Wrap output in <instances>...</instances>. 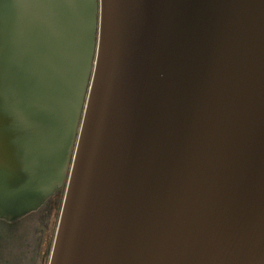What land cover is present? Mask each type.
Returning <instances> with one entry per match:
<instances>
[{"label":"water","instance_id":"95a60500","mask_svg":"<svg viewBox=\"0 0 264 264\" xmlns=\"http://www.w3.org/2000/svg\"><path fill=\"white\" fill-rule=\"evenodd\" d=\"M67 175L49 264H264V0H0V216Z\"/></svg>","mask_w":264,"mask_h":264},{"label":"rangeland","instance_id":"374dc122","mask_svg":"<svg viewBox=\"0 0 264 264\" xmlns=\"http://www.w3.org/2000/svg\"><path fill=\"white\" fill-rule=\"evenodd\" d=\"M67 179L68 175L64 182L58 184L51 192L52 194L50 193L57 200V207L51 210L49 206L48 209L46 202L50 200L49 197L51 196L48 194L49 197L46 196L38 204L37 208H32L29 212H26L14 222H11L12 224L18 223L17 226L12 227L13 230L17 227L16 229L21 234L20 236L14 238L12 235L13 230L8 231L7 229L9 228V221L4 219L0 220V264H18L20 259L21 264H49L65 196ZM46 212H51V215H47ZM46 219H50L48 220L49 226L42 228L41 224L46 225Z\"/></svg>","mask_w":264,"mask_h":264},{"label":"flooded vegetation","instance_id":"af4514ba","mask_svg":"<svg viewBox=\"0 0 264 264\" xmlns=\"http://www.w3.org/2000/svg\"><path fill=\"white\" fill-rule=\"evenodd\" d=\"M53 190H54V189H53ZM51 194H52V193H51ZM51 194H49V196H50ZM49 196H48V197H49ZM52 196H53V197H52ZM45 198H46V197H45ZM45 198H44V199H45ZM49 198H50V200L48 201V202H49V205H48V202H46V203H47V207H48V209H49V206H50V208H51V210H52L53 208H55V207L58 206V202H57V200H55L54 195H51ZM49 198H48V199H49ZM48 199H47V200H48ZM45 201H46V200H45ZM62 204H63V203H62ZM37 206H38V205H37ZM37 206L34 207V208H37ZM45 209H46V207H45ZM61 209H62V207H61ZM28 212H29V211H28ZM51 212H52V211H51ZM51 212H50V213H47V212H46V214H47V215H48V214L51 215ZM48 220H50V219H46V221H45V224H46V225L40 223L42 228H46V227L49 226V222H48Z\"/></svg>","mask_w":264,"mask_h":264},{"label":"trees","instance_id":"16d2710c","mask_svg":"<svg viewBox=\"0 0 264 264\" xmlns=\"http://www.w3.org/2000/svg\"><path fill=\"white\" fill-rule=\"evenodd\" d=\"M2 219H4V220H7V221H9V224H8V226H9V228H7L8 229V231H12L13 230V227L12 226H17V224L18 223H16V224H12L11 222H14L16 219H18V218H16V219H7V218H4V217H1L0 216V220H2ZM17 228V227H16ZM14 229L13 230V233H12V235L14 236V238H16V237H18V236H20L21 234H19L18 233V231H17V229ZM18 264H21V259L18 261Z\"/></svg>","mask_w":264,"mask_h":264}]
</instances>
